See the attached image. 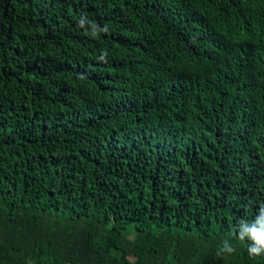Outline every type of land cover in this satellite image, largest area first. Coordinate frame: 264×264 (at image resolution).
<instances>
[{
    "label": "trees",
    "instance_id": "1",
    "mask_svg": "<svg viewBox=\"0 0 264 264\" xmlns=\"http://www.w3.org/2000/svg\"><path fill=\"white\" fill-rule=\"evenodd\" d=\"M227 11L264 0H0V264H264V60L208 42Z\"/></svg>",
    "mask_w": 264,
    "mask_h": 264
},
{
    "label": "clouds",
    "instance_id": "2",
    "mask_svg": "<svg viewBox=\"0 0 264 264\" xmlns=\"http://www.w3.org/2000/svg\"><path fill=\"white\" fill-rule=\"evenodd\" d=\"M229 16L230 11H227L222 18L212 23L208 29V42L223 54L235 50L236 57H242L240 64L234 66L236 74H241L246 65L256 72L264 60V20L254 14L236 16L228 22ZM106 55L107 53L103 54L102 60ZM237 235L242 242L245 241V236L247 237L250 256H264V212L261 213L260 220L248 223L244 233ZM223 249L229 253L235 251L228 241L224 242Z\"/></svg>",
    "mask_w": 264,
    "mask_h": 264
}]
</instances>
